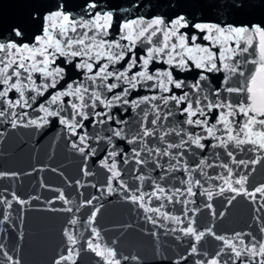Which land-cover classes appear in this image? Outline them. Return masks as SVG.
Here are the masks:
<instances>
[{
	"label": "water",
	"instance_id": "obj_1",
	"mask_svg": "<svg viewBox=\"0 0 264 264\" xmlns=\"http://www.w3.org/2000/svg\"><path fill=\"white\" fill-rule=\"evenodd\" d=\"M96 2L98 7L89 10L85 7L87 0H0V43L35 45V37L42 35L48 26L46 16L56 11L58 5H63L62 10L78 22L94 20L97 12L111 11V27L104 34L97 32L92 24L78 29V32L89 33L86 38L89 41L94 35L102 36L109 43L120 40L124 50L130 42L121 40L122 36L128 35L129 31L134 37L139 36V32L153 19L160 18L165 23L153 26L144 37L137 39L136 47L132 49L137 57L144 55L148 48L162 46L164 33L171 30L177 35L167 41V52L173 56L180 53L186 58V48L179 47L180 36L183 35L186 37L184 43L193 49L191 55L195 59L189 61L190 70L182 71L157 57L149 65L152 73L158 69H171L176 79H183L191 85L202 71L195 67V60L203 55L196 52L197 47L211 46L213 52L232 48L227 53L231 59L224 61L228 68L217 62L221 69L219 72H205L208 80L202 82L203 91L199 93L200 97H208L203 101L205 105L208 102L232 105L236 114L228 117L231 132L224 123H217L222 112L227 116V107L213 109L206 117H194L207 118V125L196 126L187 124V116L180 112V108L186 105L178 107L170 102L165 107L156 100L140 103L136 108L131 104H114L111 108L98 104L94 110L88 108L86 111L91 118L84 121L83 129H77V135H73L66 125L60 123V117L71 121L74 112L71 102H81L64 96L52 103V97L67 90L69 83L75 87L82 82L90 92L98 89L86 78L85 71L75 68V60L80 58H73L74 62L67 64L68 58L57 57L56 65L64 67L66 72L63 79H58L55 88L43 90L41 85L51 84L52 78L45 80L41 74L33 73L34 86L27 79L23 81L28 85L23 89L27 104L21 101L15 107L10 106V101L15 104L20 98L15 89L6 97H0V111L5 113L0 116V173H5L0 176V245H3L0 264H13V261H19V264H56L61 256L68 255L69 250L71 259L61 264H105L106 259H112L97 256L90 250V240L94 246L99 245L101 251H115V259L120 260V264H211L213 260L217 264H259L261 257H251L246 250L256 244L259 252V244L264 243V232L261 231L264 226V196L257 194L254 202L244 190L252 192L264 185V148L259 146L258 136H249L242 131L248 116L240 113L239 108H264V71H258L264 64L260 55L262 38L252 31L255 26L264 27V2L249 0L250 6L239 12L223 7L228 0H219V8L209 6L212 0ZM179 16L184 17L186 26L171 23ZM126 22L132 25L130 29L123 28ZM196 23L215 24L225 31L229 26H244L249 27V32L241 41L225 43L220 38L221 43L217 44L215 39H205L208 31L195 29ZM156 27L161 31L149 43L147 37ZM17 31L22 35L16 36ZM193 35L197 37L195 41L191 40ZM173 43L177 45L175 50ZM237 44L240 48L247 47L248 51H239ZM120 50L113 49L114 52ZM97 51L102 50L92 49L93 60ZM7 59L6 53H0V60L6 62ZM129 59L130 55L124 61L110 65L109 71L123 70ZM167 59L168 56L164 55L163 60ZM104 63L108 61H99L100 65ZM232 67L237 69L235 73L230 71ZM141 70L142 67L137 66L129 76ZM253 76L256 77L254 83ZM15 80L13 78V82ZM113 82L120 86L112 92L104 88L102 98L110 100L128 87L123 81L112 78L105 83ZM153 83L155 81L142 82L137 89L129 90L126 98L140 101L145 96L169 95L161 93L159 88H152ZM6 87L0 83V91ZM34 87L40 88L43 95L37 94ZM249 87L252 92H248ZM217 88L219 96L216 95ZM229 88L242 91L229 92ZM183 91L189 92L190 97L197 95L188 87ZM173 92L179 95L181 90L173 87ZM41 105L50 112L60 111V116H47ZM155 105L159 106L162 114L171 112L172 115L152 125L150 121L157 118ZM95 112H108L113 120L100 117L105 119V123H93ZM42 117L48 123L40 127L29 123L30 120L40 121ZM14 119L22 120L15 128L12 127ZM76 119L79 121L81 117ZM213 125L215 136H209L207 128ZM145 127L154 131V135L143 137ZM116 130L121 131V136L113 135ZM260 130L261 127L256 125L254 132ZM85 132L87 147L80 152L72 145L79 144V137ZM229 135L245 141L256 140L257 143L237 144L236 140L228 139ZM190 136L193 139L201 137L205 147L201 149L191 143ZM169 144L173 147H168ZM112 152L117 155L112 156ZM136 152L140 155L137 156ZM258 157V163H250ZM113 172L118 175L113 177ZM244 176L247 180L241 188L235 181ZM231 188H237L239 194ZM208 193H211V198ZM93 212L96 213L94 220ZM73 220L75 224L71 223ZM189 227L196 234L204 232V236L197 241L195 235L182 231ZM66 229L76 244L67 239ZM93 229L98 235L93 233ZM233 245L241 252L240 257L233 252ZM133 256L138 260L131 259ZM122 257L128 259L123 260Z\"/></svg>",
	"mask_w": 264,
	"mask_h": 264
},
{
	"label": "snow or ice",
	"instance_id": "obj_2",
	"mask_svg": "<svg viewBox=\"0 0 264 264\" xmlns=\"http://www.w3.org/2000/svg\"><path fill=\"white\" fill-rule=\"evenodd\" d=\"M264 2V0H262ZM210 7H221L219 0H212V2L209 5ZM250 6L249 0H228L227 3L223 5V7L230 9L231 11H242ZM85 7L89 10H95L98 7V4L96 0H87V3ZM63 5H58L57 10L54 12H50L46 16V21L48 22V26L45 27L42 31V35L35 37V45L30 46L28 44L18 45L14 42H10L7 44L0 43V53H6L7 54V61L0 60V77H3L2 80H0V83L3 85H6L7 87L0 91V97H6L8 95V92L15 89L20 93V98L15 102V104H12L11 101L10 106L15 107L16 104H20L21 101H24V88H27L28 85L24 84V79H27L32 83V85H35V80L33 79V73H39L42 75V77L47 80L48 78H52L51 84L43 83L41 87L43 90H47L49 87L55 88L56 83L58 79H63L66 69L64 67H61L59 65H56L57 57H65L68 58L66 60L67 64H72L74 62L73 58H80L75 60V68L77 70H83L85 71L86 78L91 81L92 84L96 85L98 90L89 91V87H86L82 82L74 87L72 83H69L67 86V90L62 92H57L56 95L52 97V103H56L57 101L61 100V97L64 96H71L74 99H78L81 103L77 104L74 102H71V108L74 110L71 121L60 117V123L66 125L70 132L73 135H77V129H83L84 121L89 120L91 118V114L86 111V109H96L98 104L104 105L106 108L113 107L114 104L118 105H128L131 104L133 108L139 107L140 103H146L149 101H156L160 100L165 107L169 105L170 102H174L176 106L186 105L185 107L180 108V112L183 115L187 116V124L196 126L200 125H207V118L205 119H193L194 117L202 116L206 117L207 113H211L213 109L217 108H224L227 107L229 109L227 116L222 112L220 114L219 119L217 120V123H224L225 127L228 128L229 132H231V128H229L230 121L228 120L229 116H233L236 114V110L233 109L231 104L225 105L222 103H212L208 102L206 105L203 104V101L207 100V96L200 97L199 93L203 91L201 84L203 81L208 80V76L205 75V72L211 73V72H219L221 69L218 66L219 62L220 64H223L225 68H228V65L224 63L225 60L231 59V56L227 55V53L232 51L231 47H228L227 49H223L220 52H213L211 49V46L208 47H197L196 52L203 54L200 59L195 60V67L198 69H201L202 71L199 73L198 79L191 85H187L185 80L183 79H176L173 76V71L171 69H165V70H156L155 73H152L149 71V65L156 60L157 57H160L161 61L163 63H167L168 65H171L176 68H180L182 71H188L190 70V64L189 61L195 59L191 53L193 52V49L191 47H187L184 43L186 37L180 36V45L179 47L181 49H185L188 53V55L185 57H182L180 53H176V56H173L171 53L167 52L168 49V43L167 41L175 37L177 33L175 31L169 30L168 32L164 33V43L162 46L158 47H152L148 48L147 52L137 57V55L132 51L136 47V41L137 39H140L145 36V33L148 32L149 29L153 28V26H159L163 23H165L164 20L160 18L153 19L150 24L146 28H144L142 31L139 32V36L133 35L131 31L128 32V35L122 36L121 40H127L129 45L124 46L126 50L122 48V45L120 43V40L113 41L109 43L106 39L102 38V36H92L91 40H87L86 38L89 36V33L83 32L79 33L78 29H83L87 27L89 24H92L94 28L97 30V32L104 34L108 28L111 27V22L113 19V13L111 11L106 13H95L94 20H84L78 22L71 14H66L63 10ZM100 21H103V23H100ZM183 22V23H182ZM135 23V22H132ZM173 25H180V26H186L187 22L185 21L183 16L177 17L174 21H171ZM131 24L126 22L123 25L124 29H130ZM195 29L203 32L205 30L208 31L209 35L205 36V39L213 40L215 39L217 44L221 43V39L223 38V42L228 41H241L243 37L249 32V27H232L229 26L227 28V31L223 27H218L215 24H207V23H196L194 25ZM160 28L156 27L155 31H152L151 34L147 37L149 43L152 42V38L157 36V34L160 32ZM252 31L259 34L262 38L261 40V48H260V55L261 58L264 59V27L261 26H255L252 28ZM16 36H21L22 33L20 31H17ZM75 34V35H73ZM197 37L193 35L191 37L192 41H195ZM98 41V43H97ZM248 43L251 45V40L248 41ZM177 45L173 43L172 48L175 50ZM97 48L101 49L102 51H97L95 53V59L93 60V53L92 49ZM237 48L239 51L247 52L248 48H240L239 44H237ZM113 49H121L119 52H114ZM27 53V54H26ZM130 55L129 62L127 63L126 67L123 70H113L109 71L110 65L114 66L117 63L124 61L126 56ZM164 55L168 56V59L166 61L163 60ZM84 57H87V59H83ZM177 57H180L177 59ZM101 59H106L108 63H104L102 65L99 64V61ZM139 61V64H138ZM65 61H62L64 63ZM236 63H239V61H236ZM52 65H56L55 67H52ZM142 67V70L139 72L133 73L131 76H129V72L137 67ZM94 69H96L94 71ZM11 70V72H10ZM231 72L235 73L237 69L235 67H232L230 69ZM258 71H264V64L261 65V67L258 69ZM26 74V76L24 75ZM13 78H16V80L13 82ZM110 78H112L115 81H123L125 84L128 85L127 88H124L122 92L118 95H113L112 99L108 100L105 98H102L103 92L102 90L104 88H107L108 92H112L114 89L119 87L120 85L116 82L113 83H105ZM256 77H252V82H255ZM99 81V83H97ZM147 81H155L151 85L152 88H159L161 93H169V95H152L151 97L145 96L140 101L132 100L129 101L126 97L128 96L129 90L137 89L138 85H140L142 82ZM173 87L175 89L181 90L180 94L177 95L175 92H173ZM185 87H188L191 91L195 92L197 95L190 97L189 92L183 91ZM34 90L39 95H43V92L40 88H35ZM248 92H252V88L249 87ZM229 92L233 91H242V89H227ZM216 95L219 96V88L216 90ZM87 97V100H86ZM34 100L35 97H32ZM90 101V103H89ZM25 104H27V101H24ZM195 106V110H194ZM41 110H43L47 116H60V111H54L50 112L47 108H45L44 105H41ZM156 108L157 118L150 121L152 125L157 124V122L163 118L168 119L169 116L172 115L171 112H168L166 115L162 114L160 111V108L158 105L154 106ZM207 110V112H206ZM239 112L244 114L245 116H248V120L242 127V131H245L246 135L252 136L256 135L260 138V147L264 148V108H261L259 110L255 109L254 107H240ZM251 113V115H250ZM4 111H0V116H4ZM147 116V114H146ZM81 117V119L78 121L76 118ZM95 117L92 122L93 123H99L103 124L105 123V119H102L100 117H104L107 120L111 121L113 120V116L108 112H95ZM258 117H261L258 119ZM117 123H120L119 120L116 121ZM22 123V120L14 119L12 121V127L15 128L18 126V124ZM29 123L31 125H35L37 127L42 126V124L48 123V120L45 118H41L40 121L37 120H30ZM256 125H259L261 127V130L258 132H254V128ZM28 126V125H25ZM215 125L212 127L207 128V132L209 136H215L214 132ZM114 136H121V131L116 130L113 132ZM143 137H149L154 135V131H150L147 127L144 128ZM88 139L87 133L85 132L84 135H81L79 137L80 143H73L72 147L76 148L80 152L85 151L86 140ZM109 141L111 140V137L108 138ZM136 139V137L133 138V141ZM201 137L197 136L196 138L189 137V140L191 143L197 145L199 148L203 149L205 147L204 144L201 143ZM229 140H236L237 144H243L246 142L250 143H257L256 140H241L237 139V137L229 135ZM133 141H129V143H132ZM183 143V141H182ZM222 143H227V141H222ZM81 145H84V147H81ZM168 147H173V145L169 144ZM159 151V150H157ZM112 156H116V152L111 153ZM136 155L139 156L140 153L136 152ZM232 154L229 153V156ZM139 162V161H138ZM259 162V157L256 160L250 161L251 164H256ZM203 163V161H201ZM243 163V161H241ZM115 165L113 164V168ZM227 167V165H225ZM229 174H231V170H229ZM5 175V173H0V176ZM113 177L118 175V173L113 172ZM247 177H241V179L235 181L237 185H240L241 188H243L244 183L246 182ZM232 191L237 192L239 194V190L237 188H231ZM109 191H111V185H109ZM163 191V189H161ZM223 191V189H221ZM245 194L248 195L254 202L256 200L257 194H260L264 196V185H261L260 187L255 188L254 191L248 192L246 189L244 190ZM189 192H191V189H189ZM209 198H211V193H208ZM63 199V195L60 197ZM133 200L136 199V197L132 198ZM140 199H143V197H140ZM23 203V201H20ZM88 204H91L92 201H87ZM208 207H211V205H208ZM264 207V205H262ZM260 209H257L259 211ZM96 213H92V219L94 220ZM6 220L7 217H4ZM91 222V221H90ZM155 223V221H153ZM72 224H75L76 221H71ZM185 231L186 234H193L196 236V240L199 241L202 236H204V232H200L199 234H196L193 230V228L189 227ZM211 232V229L208 230ZM261 231L264 232V226H262ZM93 233L98 235L96 233L95 229H93ZM65 235L67 236V239L71 241V243L74 245L76 244V240L73 238V236L65 230ZM239 235V234H237ZM217 239H223L222 237H217ZM225 243H229L228 241H225ZM259 252L256 251L257 245L253 244L251 249H247V252L251 253V257L260 256L261 260L259 261V264H264V243L259 244ZM0 248H3V245H0ZM88 248L96 253L97 256H107L111 257L112 259L105 261V264H120V260L115 259L116 253L112 249H106L104 251L99 250V245H93L92 241L90 240L88 243ZM193 252H195V247H193ZM232 250L235 253L237 257L241 256V252L237 251L235 246H232ZM72 252L69 250L68 255L61 256L57 261L56 264H61L62 261H67L71 259ZM121 259L127 260L128 257H122ZM133 260H138V257H131ZM9 260H12V257H9ZM13 264H19V261H13ZM211 264H217L215 260L211 262Z\"/></svg>",
	"mask_w": 264,
	"mask_h": 264
}]
</instances>
